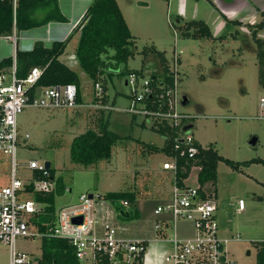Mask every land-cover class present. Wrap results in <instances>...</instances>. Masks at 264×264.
Instances as JSON below:
<instances>
[{
  "label": "rangeland",
  "instance_id": "obj_1",
  "mask_svg": "<svg viewBox=\"0 0 264 264\" xmlns=\"http://www.w3.org/2000/svg\"><path fill=\"white\" fill-rule=\"evenodd\" d=\"M119 2L135 45L133 56L126 64L109 69L107 103L114 108L104 110V115L108 129L120 135L111 148L110 158L87 166L70 160L72 138L88 128H97V112L87 107L26 106L16 115L19 133L15 152L16 177L21 181L31 178V170L26 166L31 158L40 163L49 161L54 169V179L59 177L71 188V192H64L55 199L56 209L74 201L80 193L138 190L135 206L139 217L119 222L126 226V236L150 239L154 236L152 223L164 216L155 214L154 209L167 202L172 174L162 169L166 159L164 154L146 152L143 145L160 146L163 136L148 127V118L145 126H141V114L133 117L121 109L128 107L130 102V86L125 83L126 76L121 75V71L124 68L142 69L146 77L160 71L157 57L141 52L148 46L164 51L171 67L173 53L177 54L176 109L193 117L189 120L195 140L202 146L213 145L220 155L233 161L264 159V117H261L264 108L259 107L264 87L258 80L256 44L247 27L261 19L264 0ZM190 20H203L211 37L181 35L177 26ZM227 20H238L243 24L228 23ZM256 37L264 39V31H258ZM72 45V41L67 45L68 51ZM68 56L69 66L79 78L82 102L88 101L92 96V80L75 61L74 54ZM183 96L187 101L182 104ZM25 134L27 138H24ZM252 137L256 138L254 144L250 143ZM9 168L8 157L3 164V184L7 183ZM195 173L193 171L186 179L187 184L195 185ZM208 190L214 192L217 201L219 235H238L237 240L226 243L228 255L236 264H255L254 242L264 240V165L250 162L234 169L220 161L215 182ZM238 199L244 201L241 210L237 208ZM176 232L184 237L191 235L193 230L187 221L178 220ZM167 235H170L169 231ZM14 246L29 257H37L41 252L38 237L16 236ZM167 249L166 241L150 242L147 246L152 257L162 255ZM8 251V246L0 243V264L7 261Z\"/></svg>",
  "mask_w": 264,
  "mask_h": 264
},
{
  "label": "built area",
  "instance_id": "obj_2",
  "mask_svg": "<svg viewBox=\"0 0 264 264\" xmlns=\"http://www.w3.org/2000/svg\"><path fill=\"white\" fill-rule=\"evenodd\" d=\"M172 86L162 82L157 84L161 91L150 85L149 77L129 73L125 83L130 86V102L128 107L121 108L131 114L148 116V119H166L174 127H179L174 141L184 146L180 155L193 157L197 148L190 129L189 113L176 109L177 97L175 89L178 83L176 64L177 54L172 56ZM43 68L34 66L24 77L16 75L15 56L11 65L0 70V243L8 246V259L3 264H45L40 257H29L14 246L16 236L55 237L66 240L74 250L78 261L82 264H236L228 255L226 243L237 240L238 235L220 236L216 218L217 201L214 192L200 186L197 178L200 166H192L187 177L179 185L176 179V159L165 156L162 169L170 171L173 182L168 200L157 205L155 214H163L151 225L154 236L150 239L129 237L124 234L126 226L120 224L122 211L126 212L129 201L125 198L111 199L101 193H80L76 199L54 208L52 219L42 222L40 230L33 219L44 212L43 205L34 199L36 192L47 193L53 190L54 181L47 178L45 161L40 163L31 158L26 166L31 170V178L21 181L16 177L15 152L18 143V127L16 115L26 106L43 108L87 107L93 112L110 110L114 107L103 103V89L100 82L92 84V96L88 101H77V87L73 83L38 86ZM157 99V108L148 109V102ZM163 105L166 108L163 109ZM260 108H264V97L260 98ZM117 109V108H116ZM119 109V108H118ZM261 117H264L261 115ZM187 119V121H186ZM28 135L25 134L24 138ZM177 147V144H175ZM9 157L7 183H1L4 161ZM195 173V185L186 183V179ZM65 192L71 188L65 186ZM204 193V196L201 194ZM237 208H244V201L238 199ZM125 217V216H124ZM74 219H77L75 221ZM130 220V219H129ZM178 220L187 221L193 232L189 236H179L176 232ZM167 231L170 235H167ZM166 241L168 249L160 256H150L147 246L150 242Z\"/></svg>",
  "mask_w": 264,
  "mask_h": 264
},
{
  "label": "trees",
  "instance_id": "obj_3",
  "mask_svg": "<svg viewBox=\"0 0 264 264\" xmlns=\"http://www.w3.org/2000/svg\"><path fill=\"white\" fill-rule=\"evenodd\" d=\"M45 12L44 17L37 18L36 12ZM49 20H64L61 16L56 1L54 0H0V36H7L13 32L29 29L42 25ZM178 22L179 19H178ZM228 23L243 24L238 20H227ZM251 31V36L255 41V57L258 66V80L264 87V39L256 37L258 31H264V10L261 11V19L254 24H247ZM180 34L187 37H211L208 25L203 20L185 21L177 26ZM79 31V39L75 48V57L78 65L92 80V84L100 82L103 89L101 101L107 103V81L111 79L110 68H117L120 64H126L127 60L133 56L135 39L127 26L125 18L116 0H92L84 12L82 18L76 26ZM66 42H53L50 47L44 46L40 41L34 43L29 50H17L15 53L16 75L24 77L30 68L38 66L43 68L38 86H50L55 84L73 83L77 87V101H81V91L79 88V78L77 73L69 66L59 60V56L65 49ZM142 54H154L161 65L160 71L149 77L150 85L157 91L161 87L157 86L162 82L166 86H172V73L169 69L168 59L164 51L148 46L142 49ZM12 57L4 58L0 61V70L11 65ZM134 72L143 76L142 69L124 68L121 75L127 76ZM131 98V94H130ZM187 101V100H186ZM185 101V102H186ZM157 99L148 102V109L157 108ZM166 105H163V109ZM97 128H88L82 133L74 136L70 143V160L83 166H87L100 160H108L111 156L112 146L120 139V135L108 129L104 110L97 111ZM135 117L136 114H132ZM147 115H144L141 126H145ZM187 121V119H186ZM149 128L163 136V143L158 145L144 144L146 152H161L164 156H174L176 159L177 171L176 179L182 185V179L192 166H200L197 178L200 186L206 185V190L212 187L216 179V168L220 161L228 166L238 169L240 165H247L250 162H258L264 165V159L253 158L248 161H233L220 155L216 148L209 144L200 145L196 140L193 145L197 148V153L193 157L180 155V150L184 146L180 141H174L179 127L172 126L166 119H148ZM177 144V147L175 146ZM47 178L54 181L52 191L47 193L36 192L34 199L45 203V210L37 215L33 221L40 230L52 219L55 208V199L64 194L65 185L57 177L54 179V169H47ZM167 171V170H166ZM173 179L171 178V183ZM111 199L125 198L129 201L126 212L120 215L122 220H131L139 217V212L135 206L138 190H122L107 192L104 194ZM204 196V193L201 194ZM264 198V191L262 194ZM125 216V217H124ZM41 252L38 260L45 264H81L74 254L70 244L60 238L43 237L40 241ZM256 246L255 264H264V240L254 242Z\"/></svg>",
  "mask_w": 264,
  "mask_h": 264
},
{
  "label": "crops",
  "instance_id": "obj_4",
  "mask_svg": "<svg viewBox=\"0 0 264 264\" xmlns=\"http://www.w3.org/2000/svg\"><path fill=\"white\" fill-rule=\"evenodd\" d=\"M54 1H56L57 8L61 16L64 17V20H49L42 25L21 31H17L14 28L10 35L0 36V61L7 57L13 58L17 50L31 49L37 41H40L46 47H50L53 42L64 41L66 42L65 49L59 56V60L69 66V60L67 57H69L68 55L70 54H74L75 61L77 62L74 52L79 39V31L76 30V26L92 0ZM126 1L130 2V0ZM116 2L125 18L119 0H116ZM35 15L37 18H42L44 17L45 12H36ZM71 41L73 45L71 46V50L68 51L67 45Z\"/></svg>",
  "mask_w": 264,
  "mask_h": 264
},
{
  "label": "water",
  "instance_id": "obj_5",
  "mask_svg": "<svg viewBox=\"0 0 264 264\" xmlns=\"http://www.w3.org/2000/svg\"><path fill=\"white\" fill-rule=\"evenodd\" d=\"M139 4H145L143 2H139ZM187 100L186 96H183L182 99H181V103L183 104L185 101ZM256 141V138L255 137H252L250 139V143L254 144ZM45 167L46 168H49L50 167V162L49 161H45ZM75 221H77V219H74ZM247 254H249V251H247Z\"/></svg>",
  "mask_w": 264,
  "mask_h": 264
}]
</instances>
